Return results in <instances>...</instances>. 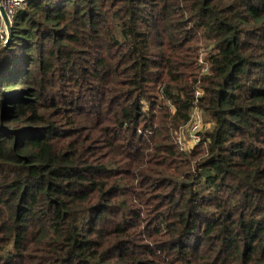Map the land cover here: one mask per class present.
Here are the masks:
<instances>
[{
    "label": "trees",
    "instance_id": "16d2710c",
    "mask_svg": "<svg viewBox=\"0 0 264 264\" xmlns=\"http://www.w3.org/2000/svg\"><path fill=\"white\" fill-rule=\"evenodd\" d=\"M10 34L0 264H264V0H29Z\"/></svg>",
    "mask_w": 264,
    "mask_h": 264
},
{
    "label": "built area",
    "instance_id": "2783aa9c",
    "mask_svg": "<svg viewBox=\"0 0 264 264\" xmlns=\"http://www.w3.org/2000/svg\"><path fill=\"white\" fill-rule=\"evenodd\" d=\"M29 0H0V8L3 9L4 14L7 18V21L9 22V25L11 26L12 21L15 17V15L24 8L26 2ZM8 37V32H7V27L4 24V21L1 17L0 13V45L4 44L7 41ZM187 127V135L190 136L193 146H196L201 138H200V130L202 127V122H201V116L200 113L197 109H194L190 122L188 123ZM189 132V133H188ZM192 146V147H193ZM181 149L183 151L189 150L191 148L186 149L185 147L181 146Z\"/></svg>",
    "mask_w": 264,
    "mask_h": 264
},
{
    "label": "rangeland",
    "instance_id": "374dc122",
    "mask_svg": "<svg viewBox=\"0 0 264 264\" xmlns=\"http://www.w3.org/2000/svg\"><path fill=\"white\" fill-rule=\"evenodd\" d=\"M5 44V43H4ZM3 44H1L0 46H2ZM202 63V62H201ZM204 66V63L203 65ZM205 68V67H204ZM204 70V69H203ZM197 97L200 96V93L199 92H196L195 94ZM189 133V132H188ZM176 141L178 142L180 148L181 146L182 147H185L186 149L188 148H191L193 149L195 146H193V142L190 138V136L187 135V127L185 126L184 128L182 129H179L177 131V138H176ZM193 146V147H192ZM189 149V150H191Z\"/></svg>",
    "mask_w": 264,
    "mask_h": 264
},
{
    "label": "water",
    "instance_id": "95a60500",
    "mask_svg": "<svg viewBox=\"0 0 264 264\" xmlns=\"http://www.w3.org/2000/svg\"><path fill=\"white\" fill-rule=\"evenodd\" d=\"M0 13H1V17L4 21V24L6 25L7 27V32H8V37H7V41L5 42V44L3 45H7L10 41H11V34H10V31H11V26L9 25V22L7 21V18L4 14V11L2 8H0Z\"/></svg>",
    "mask_w": 264,
    "mask_h": 264
}]
</instances>
